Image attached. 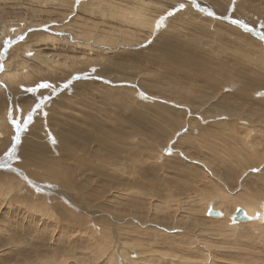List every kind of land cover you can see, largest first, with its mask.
Returning <instances> with one entry per match:
<instances>
[{
    "label": "rangeland",
    "instance_id": "rangeland-1",
    "mask_svg": "<svg viewBox=\"0 0 264 264\" xmlns=\"http://www.w3.org/2000/svg\"><path fill=\"white\" fill-rule=\"evenodd\" d=\"M237 206L264 210V0H0V264H264Z\"/></svg>",
    "mask_w": 264,
    "mask_h": 264
},
{
    "label": "water",
    "instance_id": "water-1",
    "mask_svg": "<svg viewBox=\"0 0 264 264\" xmlns=\"http://www.w3.org/2000/svg\"><path fill=\"white\" fill-rule=\"evenodd\" d=\"M206 215L212 216V217H221L222 212L218 209H214L212 205H210L206 211ZM260 216H264L263 214H256L254 217L247 215L245 209L243 207H237L236 210L233 212V214L230 216L231 222H247V221H253L255 219H258Z\"/></svg>",
    "mask_w": 264,
    "mask_h": 264
},
{
    "label": "bare ground",
    "instance_id": "bare-ground-1",
    "mask_svg": "<svg viewBox=\"0 0 264 264\" xmlns=\"http://www.w3.org/2000/svg\"><path fill=\"white\" fill-rule=\"evenodd\" d=\"M245 153V152H244ZM245 162V161H244ZM246 163V162H245ZM213 203L214 202H210L209 203V205H208V207L210 206V205H212L213 207H214V205H213ZM237 207H242V206H237ZM236 207V208H237ZM244 209H245V211H246V213H247V215H249V216H252V217H254L256 214H263L264 215V210L263 211H261V210H259V209H256V208H253V207H250V206H247V207H243ZM262 208H263V206H262ZM214 209H217V208H215L214 207ZM233 214V213H232ZM223 216V215H222ZM221 216V217H222ZM258 219H261L262 221H264V216L262 217V216H260ZM258 219H255V220H253V221H247V222H237L238 224L239 223H244V224H247V223H253V222H258V221H256V220H258Z\"/></svg>",
    "mask_w": 264,
    "mask_h": 264
},
{
    "label": "snow or ice",
    "instance_id": "snow-or-ice-1",
    "mask_svg": "<svg viewBox=\"0 0 264 264\" xmlns=\"http://www.w3.org/2000/svg\"><path fill=\"white\" fill-rule=\"evenodd\" d=\"M181 9L184 8V4L181 3L179 6ZM172 13H169V15H171ZM209 15H214V13L209 12ZM160 25L158 24L157 27H159ZM42 87H48V85H42ZM36 107H39V102H37ZM27 121L30 123L32 121V114L31 112H29V114L27 115ZM13 123L16 125L17 128H19V122L13 121ZM16 139L18 140L19 137H16Z\"/></svg>",
    "mask_w": 264,
    "mask_h": 264
}]
</instances>
